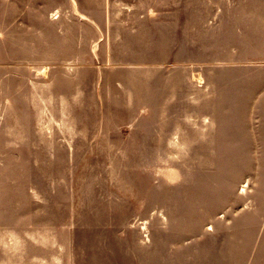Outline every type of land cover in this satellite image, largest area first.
Wrapping results in <instances>:
<instances>
[{
  "label": "rangeland",
  "instance_id": "obj_1",
  "mask_svg": "<svg viewBox=\"0 0 264 264\" xmlns=\"http://www.w3.org/2000/svg\"><path fill=\"white\" fill-rule=\"evenodd\" d=\"M0 264H264V0H0Z\"/></svg>",
  "mask_w": 264,
  "mask_h": 264
}]
</instances>
